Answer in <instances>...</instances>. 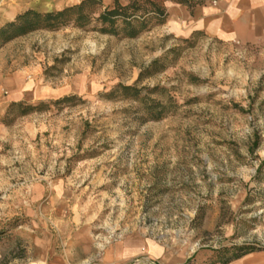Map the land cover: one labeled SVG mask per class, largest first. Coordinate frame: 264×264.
Wrapping results in <instances>:
<instances>
[{
    "label": "rangeland",
    "instance_id": "obj_1",
    "mask_svg": "<svg viewBox=\"0 0 264 264\" xmlns=\"http://www.w3.org/2000/svg\"><path fill=\"white\" fill-rule=\"evenodd\" d=\"M167 13L136 39L68 27L0 48L7 107L74 97L10 125L1 123L7 107L0 112V264H49L46 248L69 247V224L92 247L80 264H106L116 244L135 253L112 264H223L243 248L264 253V181L255 180L264 42L183 37ZM142 73L137 87L158 88L149 96L163 106L161 120L145 121V107L120 93L103 97Z\"/></svg>",
    "mask_w": 264,
    "mask_h": 264
},
{
    "label": "trees",
    "instance_id": "obj_2",
    "mask_svg": "<svg viewBox=\"0 0 264 264\" xmlns=\"http://www.w3.org/2000/svg\"><path fill=\"white\" fill-rule=\"evenodd\" d=\"M122 1L124 4L116 0L112 6L104 7L101 0H84L79 4L52 13L27 10L17 15L13 21L0 27V48L35 32H57L68 27L85 30V32L91 30L102 35L123 39H136L151 28L159 27L166 23L168 17L164 5L166 1L193 7L202 4L199 2L191 4L189 0H163V3L156 0ZM96 6H98L99 10L96 9ZM157 65L158 63L155 62L152 69L156 68ZM143 76L144 74L142 73L133 86L117 85L111 92L104 94L103 97L110 98L120 93L128 100L137 102L145 107L142 112L145 121L161 120L164 115V108L161 104L151 100L149 96V94L158 91V88L147 91L148 94H143V91L137 87ZM73 98L64 97L57 101L49 102V104L40 102L37 105H29L23 102L11 103L7 107L1 123L10 125L17 118L43 112L50 105L67 104ZM170 102H173L171 98ZM254 147H257V144ZM255 180L264 181V161H261L258 166ZM254 252L252 248H243L240 253L231 254L230 257L224 260L223 264Z\"/></svg>",
    "mask_w": 264,
    "mask_h": 264
},
{
    "label": "crops",
    "instance_id": "obj_3",
    "mask_svg": "<svg viewBox=\"0 0 264 264\" xmlns=\"http://www.w3.org/2000/svg\"><path fill=\"white\" fill-rule=\"evenodd\" d=\"M81 1L84 0H0V27L27 10L52 13L79 4ZM118 1L122 2V0ZM101 2L108 7L116 0H101ZM165 7L170 14L171 23L175 25L173 31L177 35L187 37L194 32H202L221 41L238 42L242 45L264 42V0H204V3L191 8L167 2ZM6 80L9 82V78ZM25 86L26 83L16 94L14 101L22 99ZM9 103L0 98V112H4ZM67 243L69 247L63 248L62 251L52 247L46 248L45 258L51 257L49 264H80L83 261L80 259L81 256L85 259L89 258L92 247L83 230L75 229L69 224ZM77 249L80 254H75ZM133 253L135 252L131 247L126 248L116 244L105 252L102 261L112 264L130 258ZM227 264H264V253H250Z\"/></svg>",
    "mask_w": 264,
    "mask_h": 264
}]
</instances>
